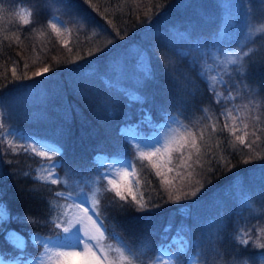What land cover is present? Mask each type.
Wrapping results in <instances>:
<instances>
[{"label": "trees", "instance_id": "1", "mask_svg": "<svg viewBox=\"0 0 264 264\" xmlns=\"http://www.w3.org/2000/svg\"><path fill=\"white\" fill-rule=\"evenodd\" d=\"M42 1L0 0V23L5 26L2 27L5 31L2 30L4 33L0 35V40L6 35L21 38L19 43L13 40L4 41L0 45V89L6 83L15 85L17 81L23 83L28 80L13 79L12 67H16L18 76L25 72L29 76L41 65H47L50 71L64 68L53 74L58 80L55 89L57 93L52 92L53 95L46 103L40 105L41 117L34 121L27 119L11 121L6 118L8 113L4 115L5 127L0 131V136H3L0 140V152L3 153L0 155V201L6 206L10 219L5 229H0V255L9 261L17 257L23 260L24 253L14 250L7 240L8 233L15 231L25 240L27 259L40 256L43 249L33 243L32 234L45 237L57 231L51 224L56 212L52 210L54 201L49 190L63 189L62 184L47 185L43 181L34 180L38 175V168L47 160L19 148L12 151L8 147V142L11 141L7 139L5 132L14 127L17 131L29 130L35 137L62 145L63 151L58 155L57 161H62L63 166L59 167V171L63 173L71 170L77 175L91 176L97 174L102 157L120 158L127 154L132 160L139 181V192L135 193L137 198L143 193L145 201L158 203L160 207L141 212L133 208L122 211L119 204L113 201V193L103 191L99 198L101 213L109 229H114L133 249L143 250L144 254L140 258L143 264H149L156 259L159 247L165 239L171 244L178 236L192 242H200V247L187 254L188 264H192L193 258L196 264H203L204 261H207V264L231 262L264 264V249L256 246L257 241L264 243V234L261 231L264 229V220H258L255 214L260 207L264 210V185L255 187L253 195L245 187L250 184V171L260 168L264 163L255 164V159L243 157L241 154H230L227 159L221 161V157L227 155L225 151L220 150L226 143L222 141L216 148L204 143L207 135L213 132L205 125L216 122L219 129L224 119L221 116L224 108H232L233 104L242 106L254 100L251 113L244 111L243 108L241 111L244 114V122L249 123L248 137H253L251 133L255 131V136L264 144V53L257 39L252 40V52H248V55H244L248 51L247 44L238 50L245 71L243 75L236 72L233 76H223L224 85L215 90L223 93L222 103L216 104L208 82L198 75L202 71L207 73L212 61H209V55L203 54V57H200L199 54L211 44L213 48L219 46L221 51L237 48L240 39L231 42L223 39L215 43V39L210 35L199 37L195 31H200L201 34L208 32L207 28L200 30L204 27L202 25L206 18L203 9L195 7L191 14L190 10L183 13L179 10V15H172L168 18L167 24L163 25L166 28L161 30V38L156 41L152 37L145 40L153 75L152 79L140 86L138 81L141 79L138 76L125 81L104 76L106 71L103 72V67L110 64V59L115 58L121 50L117 46L114 48L115 51H110L114 52L107 58L106 55L88 58L87 46L85 48L75 42L65 44L48 26ZM57 1L63 9L70 6L69 10L73 15L81 18L83 16L87 22L86 30L92 31L96 22L89 17L88 12L82 11V7L72 8L73 0ZM128 2L130 10L127 15L133 22L146 19L149 14L146 12L151 9L153 3L151 0ZM170 6L171 3L167 9ZM29 12L32 13L31 16L28 15ZM21 16L32 22L23 24ZM185 16H188L187 22H192L188 24L191 26V38L185 44L168 43L167 38L172 32L167 26L171 24L177 26L180 21L182 26H186ZM222 17L221 15L220 18ZM255 17L254 20L257 21L258 17L256 15ZM137 28L138 35L153 31L152 25L147 28L146 25H141ZM215 28V31L219 28L217 24ZM77 35L80 36L76 38H81L84 33L79 31ZM79 59L81 60L77 66L65 68ZM135 62L139 63V60L136 59ZM138 63H135L136 66L132 65L131 71L138 68L142 73L143 70ZM25 64L28 65L26 69ZM185 77L190 78L193 83L189 84ZM13 80L16 82L11 83ZM176 82L180 88L175 86ZM192 91L196 92L195 97L189 94ZM229 92L237 97L235 101L227 100ZM133 93L143 97V101H130L128 95ZM105 105L108 107L105 108ZM203 109H207V113ZM145 114L152 116V125L143 124ZM208 116L213 118L212 121H209ZM249 116H259L260 120L254 121L249 119ZM171 117L181 120L197 133L202 154L199 164L195 163L197 157L194 155L193 161L190 162L193 168L185 169L180 166L181 161L178 159L180 154L174 153L172 164L169 165L173 171L167 173L172 185L171 189L166 190L167 186L163 184L162 178L155 175L156 169L149 161L139 158L138 149L132 143L126 142L122 130L124 127H135L140 134L151 135L161 131L165 124H170ZM228 122L231 124V120ZM238 124L241 122L237 121ZM202 128L205 135L201 141L199 130ZM216 142L219 143L218 140ZM188 171H193V177L185 179L182 185L176 173L180 172L186 177ZM25 173L28 175L25 176ZM195 180H199L203 185L201 191L196 197L184 198L182 192L200 186L194 184ZM169 191L173 197L171 201L168 199ZM176 195H181L179 201L175 200ZM213 204L223 206L227 211L225 210L224 224L213 237V241L206 243L203 242L205 237L202 235L205 214L210 217L208 223L219 219V212L208 210ZM24 216H28L34 223L23 222ZM169 224L172 225L171 230L165 235L164 230ZM242 232L249 234V243L246 246L240 244L237 239ZM107 235L109 233L106 232ZM184 259L181 258L182 261Z\"/></svg>", "mask_w": 264, "mask_h": 264}, {"label": "rangeland", "instance_id": "2", "mask_svg": "<svg viewBox=\"0 0 264 264\" xmlns=\"http://www.w3.org/2000/svg\"><path fill=\"white\" fill-rule=\"evenodd\" d=\"M128 1L129 0H92V5L96 6L92 7L84 0H73L71 3L72 8L82 7V11L86 13L88 12V14L90 15L89 17H91L94 22H96V25L93 26L92 31L86 30L87 22L83 16L82 18L77 17L70 12V6H67L63 9V6H60L57 0H43L42 4L45 8L47 21L55 22L57 23V26L61 28V34L59 35L61 40H63L65 44H71L72 42H75L78 43V45L80 44L84 46L85 48L87 46L89 48H86L88 58L105 55L107 58L111 55V53L115 51L114 48L116 46L121 49L115 58L110 59V64H107L105 65V67H103V72L106 71L104 76L108 75V77H111L118 81L131 80L136 78V76H138L140 79L142 78V73L138 70V68H136V71H131V68L133 64L136 66L135 63L138 62L135 61L137 59L139 60L138 65L142 68L143 71L145 70V64L149 59L146 51L147 47H145L144 43L145 40H148L150 37L155 39V41L161 38V30L165 27L163 25L172 15H179V10L181 11L180 13L190 10L189 13L191 14L194 12L193 8L195 7H197V9H203V13H205L206 18L204 19V23L202 25L204 27L200 30L207 28L208 32L205 34H201L200 31H195L197 32L199 37L203 38L204 35H210L215 39V43L223 39L230 42L232 40L234 41L240 39V44L237 48L222 49L221 51L219 46L213 48L211 44L209 48H204V50H202L203 53L199 54L200 57H203V54L210 56L209 61H212V63L208 66L207 74L209 76H217L218 82L215 85V90H218L221 85H224V83L219 82L218 66L222 61L227 60L230 53H236L240 56V52H238V50L245 44H247L248 48V51H246V53H251V43H253V39H257L258 43L261 46V51L264 53V0H177L176 2L178 3L174 2V0H151L153 1L151 9L147 10L148 12H146L149 13L148 17L144 20L141 19L140 21L135 22H133V20L127 15V12H129L130 10ZM170 3L171 6L167 9ZM253 4H255V6H253ZM172 12H175V14H171ZM221 15L223 16L222 19L220 18ZM255 15L258 17V22L254 20L256 19ZM105 17H107V19H105ZM108 20H112V25L108 24ZM184 20V23L187 24L186 26H182L181 21L177 26H174L173 24L167 26V28L169 30L171 29L172 32V35L167 38L168 43H171L173 45H178V43L185 44L186 42H188V39L191 38V26L188 24L192 22H187L188 16H185ZM196 21H198V18H196ZM215 24H217V28L219 27L216 31ZM113 25H115V28H113ZM141 25H146V28L152 25L153 31L142 32L139 35L136 34V32L138 31L137 27ZM0 27L1 35L4 33L2 30L5 29L2 27L5 26L0 23ZM65 28L68 31H65ZM79 31H83L84 36L81 38H76V36H80L77 35ZM249 33L252 34V39L250 40L247 39ZM163 36L165 37L166 35L163 34ZM112 50L114 51L110 52ZM80 60L81 59L73 61L65 68L77 66L80 63ZM133 61L135 63H133ZM215 64H217L218 66H216ZM44 67L48 66L41 65L34 69L28 76L31 78L23 81V83H19V81L16 82V80H13L11 83L16 82L17 84L8 85L6 83L4 86H2V88L0 89V101H2L0 112L3 113V121L5 120L4 115H6L7 113L8 115L6 118H9V120L11 121H18L21 119L34 121L41 117L39 108H41L42 106L40 105H44V103H46L47 99L51 95H53L52 92H54V94L57 93L55 92V89L58 80L53 74L58 73L59 71L64 69L62 68L59 71L57 70L58 72L49 71L43 76L33 77L34 72L41 70ZM228 67L230 69L229 75H224L223 72H219V75L233 76L236 74V71L234 70L236 68L235 65H228ZM31 108L32 110H30ZM241 124L237 125V127L241 129V131L237 132V135H243V124ZM221 127H223V123H221V125L219 126V128ZM9 130H13L15 133H18L25 138L32 137L35 138L36 141H45L47 143H51L45 139L35 137L33 133H30L29 130L20 132L17 131L14 127ZM225 130L223 132L219 130H217L215 133L211 132L210 135H207L206 140H204V143L209 145V147L212 146V148L218 147L220 142L222 143V141L226 143V145L224 144L220 149L223 152L225 151V153H227V155L222 156L223 159H221V161L227 159L230 154H241L243 157L248 156L252 157V159H255V164L264 163V144H262L263 142L261 141V139H256L258 136H255L256 138L254 136L246 138L248 142H251L253 140L256 141L253 145V148L249 150L247 147L240 145L238 142H235L233 144L234 137L228 131V133H225ZM8 131L5 132V136L11 142L19 144L26 143V140L20 139L19 136L6 135ZM123 132L126 137L150 139L146 141V143H152L157 139V136L164 137L169 133V124H165L161 131L147 136L140 134L135 127H124ZM217 140L219 141L218 144L216 142ZM132 144L135 145L134 143ZM144 151H148V149H144ZM139 152L140 150H138V154ZM50 155H52L54 159L57 160L59 154L50 153ZM111 159L118 158H110V160ZM153 159L155 160L156 158ZM46 164L47 161L38 168V174L39 169ZM124 171V169H119L121 189L123 190L124 188H126L128 183L131 182L133 193L137 194L139 192L140 186L136 183L137 177L135 168L134 171L132 168L127 169L129 176L126 180L123 179ZM56 172L62 179H67L70 184L73 182H80L82 186L85 184L91 186L93 182H96V186L102 189V191L98 193V198H100V195L103 192L104 185L103 183L97 181V174L91 176H82L74 174L71 170H66L63 173L59 171V167H57ZM249 181L250 184L245 185V187L249 190V193L253 195L255 187L258 188L264 185V164L261 165L260 168H256L250 171ZM62 186V190H64L65 186L63 184ZM228 205L229 204L227 203L226 206ZM85 207H87V205H85ZM208 210L219 212V219H214L208 223L210 217L205 214V220L202 221V225L204 227L202 235L205 237L203 238V242L206 243H210L213 241V237L216 235L219 228H221L222 224H224L225 212L227 211L223 206L219 207L218 205L215 206V204L209 207ZM255 214L258 220H264V210L261 207L256 210ZM194 218L196 217L194 216ZM8 221L9 219H7L6 222L0 223V229H5ZM89 228H91V225H89ZM104 243L111 244L113 247L117 246L116 241L105 240ZM43 252L39 257L42 256ZM110 254L115 255L114 252ZM241 263L245 264V262ZM17 264H23V261L18 260ZM45 264H50V262L45 259ZM64 264H85V258L82 256L67 257L64 258ZM136 264H140L139 260L136 262ZM149 264H153V262ZM229 264H237V262H231Z\"/></svg>", "mask_w": 264, "mask_h": 264}, {"label": "snow or ice", "instance_id": "3", "mask_svg": "<svg viewBox=\"0 0 264 264\" xmlns=\"http://www.w3.org/2000/svg\"><path fill=\"white\" fill-rule=\"evenodd\" d=\"M86 3L92 7V0H85ZM98 10V9H97ZM29 16L32 13H28ZM23 24L27 25L32 21L30 19H24L23 16L20 17ZM107 19V17H105ZM108 24L112 25V20H108ZM51 30L59 36L61 34V28L57 26V23L49 21L48 25ZM115 28V25H113ZM65 31H68L66 28ZM122 38V37H121ZM20 36H4L0 40V45L4 41H16L20 42ZM247 39H252V34L249 33ZM199 47V45H197ZM248 55V53H244ZM242 58L236 53H230L226 61L220 63L219 72H223L224 75L230 74V69L228 65H235L234 69L237 73L243 75L245 69L241 62ZM25 69L28 67L27 64L24 65ZM167 70V68H166ZM50 71L49 67H44L33 73V77L43 76ZM219 76V82L224 83L223 76ZM11 73L14 79H30L25 72L23 75L18 76L16 72V67H12ZM142 78L138 81V85L142 86L143 82L152 79V67L150 58L145 64V70L142 72ZM171 77V72H169ZM203 79L208 82L209 90L213 92V99L216 104L222 103L223 93L215 91V85L218 82L217 76H209L206 72L202 71L198 73ZM189 84H192L190 78L185 77ZM242 83V81H241ZM180 88L178 82L175 85ZM225 86H227L225 84ZM191 96L195 97L196 92L192 91L189 93ZM127 95V94H126ZM130 101H143L137 93L128 95ZM175 96L173 97V100ZM236 96H233L229 92L227 100L235 101ZM255 103L254 100H250L248 104L236 105L233 104L232 108H224L221 112L223 119V127L218 129L216 122H210L205 125L206 128H210L211 131L215 132L217 130L223 132L225 129L231 133L234 137L233 144L238 142L240 145L247 147L249 150L253 148L255 140L248 142L246 138L250 135L247 131L249 129V123L244 122L243 112L247 111L251 113L253 108L251 107ZM0 106H2V101H0ZM108 105H105L107 108ZM207 113V109H203ZM234 112L236 113L234 115ZM3 113L0 112V131L5 127L3 121ZM254 121H259L260 117H248ZM203 119V117L201 118ZM209 121H212V117L208 116ZM231 120V124H229ZM237 121L243 124V135H237L238 131H241L236 125ZM144 125H152L153 120L150 114H145L143 117ZM123 131V130H122ZM6 135L8 136H19L20 139L26 140V143L20 145H13L12 142H8V147L15 151L17 148L23 150L24 152L34 153L35 155L45 158L47 164L39 169V174L34 177L37 182L43 181L47 185H60L65 186L64 190H49L52 200L54 201L53 208L56 215L52 217L51 224L57 229L55 233L51 236L41 237L35 233L32 234L33 243L44 250L41 257L34 258L32 260L27 259V254L25 253V240L24 238L15 231H11L7 235V240L14 250L24 253L23 264H45V259L50 262V264H64V258L82 256L85 258V264H136L140 260V264L143 261L140 259L143 256L142 249H133L114 229H109L108 225L105 223V218L101 213V201L98 198V193L102 191L100 187L96 186V182H93L91 186L85 184L81 185L80 182L69 183L67 179H62L56 172L57 167H62V161H57L54 159L50 153L62 154L63 146L58 143H47L45 141H36L32 137H23L22 135L15 133L13 130H9ZM205 135L204 129L199 130V139L202 141ZM255 136V131L251 133ZM3 136H0V140ZM126 142L134 143L136 149L140 150L139 158L141 160H147L151 163V166L156 169V176L162 178V182L167 186L166 190L171 189L172 181L168 179L167 173L173 171L172 167H169L173 161V154L179 153L178 159L181 161V167L185 169H192L193 156L195 155L197 159L196 164L200 163L201 157V146L197 141V133L193 132L187 125H185L181 120L171 117V123L169 124V133L160 137L152 143H146L150 139H138L137 137H125ZM259 139V137H257ZM38 145V146H37ZM159 145V146H158ZM43 149V150H42ZM148 149V151H144ZM194 150V151H193ZM0 155H3L0 152ZM153 158H156L155 160ZM223 159V157H221ZM128 168H132L134 171V165L132 160L127 157L125 153L118 159H111L104 157L101 159L99 167L97 169V181L103 183V191H108L113 193V201L119 204L120 210L127 211L128 208H133L138 212L150 211L151 209L160 207L158 203H150V201H145L143 193L137 198V195L133 193L131 182L128 183L127 187L123 190L120 185L119 169H124L123 179H127L129 173ZM28 173H25L27 176ZM176 175L180 177L181 184L187 178L193 177V171H188L185 177L182 173L177 172ZM139 184V181H136ZM194 184L200 185L199 187H194V190L182 192L184 198L196 197L201 191L203 185L200 184L199 180H195ZM127 193V195L125 194ZM131 197L129 200L128 197ZM168 199L171 201L173 199L171 191H169ZM181 195H176L175 200L179 201ZM62 202V203H61ZM87 205V207H85ZM91 209V211H90ZM10 219L6 206L0 201V223L6 222ZM25 223H34L28 216L22 218ZM91 225V228H89ZM172 225L169 224L165 228V235L171 230ZM264 234V229L261 230ZM106 232L109 235L106 236ZM114 240L117 242V246L113 247L111 244H105V240ZM239 243L242 245H247L249 243V234L247 232H242L239 237H237ZM256 246L264 249V243L256 242ZM200 247V242H192L186 240L183 236H178L176 239L172 240L169 244L165 239L158 250V255L153 261V264H188L187 254L193 251L195 248ZM115 253L112 255L110 253ZM99 253V254H98ZM185 259L182 261L181 258ZM20 257L9 261L0 255V264H17ZM192 264H196L195 258H193ZM203 264H207L204 261ZM247 264V262H245Z\"/></svg>", "mask_w": 264, "mask_h": 264}]
</instances>
